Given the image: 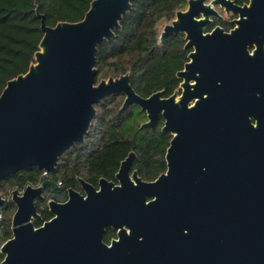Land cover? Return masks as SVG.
<instances>
[{
    "label": "water",
    "instance_id": "water-1",
    "mask_svg": "<svg viewBox=\"0 0 264 264\" xmlns=\"http://www.w3.org/2000/svg\"><path fill=\"white\" fill-rule=\"evenodd\" d=\"M133 1L92 0L82 20L55 26L37 9L40 50L0 94V182L32 166L55 171L65 152L85 143L96 105L116 93L125 94L122 109L146 112L142 127L164 116L163 131L172 134L167 171L153 182L137 173V184L125 181L130 154L117 174L121 186L102 179L97 192L80 179L88 196L70 189L66 202L50 200L54 216L41 226L35 199L52 181L14 189L12 237L0 264H264V133L249 120L245 92L256 79L247 44L259 34L264 0H189L177 11L161 40L183 31L196 51L178 73L182 95L169 98L141 96L129 72L97 81L98 47L122 29ZM218 6L240 16L236 27L203 35L212 16L222 17ZM6 203L0 193V210ZM107 225L118 230L111 246L103 241Z\"/></svg>",
    "mask_w": 264,
    "mask_h": 264
},
{
    "label": "trees",
    "instance_id": "trees-1",
    "mask_svg": "<svg viewBox=\"0 0 264 264\" xmlns=\"http://www.w3.org/2000/svg\"><path fill=\"white\" fill-rule=\"evenodd\" d=\"M241 4L248 0H235ZM92 0H0V94L7 82L28 71L40 50L44 32L37 9L45 15L46 24L77 22L84 18ZM188 0H134L132 9L122 22V29L115 31L114 39L105 41L96 54L97 81L110 76L130 73L133 88L143 97L165 89L170 95L179 83L176 71L183 67L184 55L178 52L170 38L160 43L157 26L162 21L173 20L177 10ZM123 95L116 93L96 105L97 115L92 121L85 143L76 144L59 160L52 172L54 180H76L77 175L88 177H113L120 161L130 150L138 154V167L145 166L146 177H155L166 169L164 156L172 134L162 130L161 122L153 128H140L141 120L129 131L127 120L133 118L134 105L122 110ZM150 153L156 156H151ZM44 170L36 166L16 171L0 182V193L7 198L1 208L4 212L3 237H12V216L16 205L11 193L27 185H38ZM69 182V179H68ZM42 218L34 221L41 226L51 214L40 209ZM4 255L0 253V262Z\"/></svg>",
    "mask_w": 264,
    "mask_h": 264
},
{
    "label": "flooded vegetation",
    "instance_id": "flooded-vegetation-1",
    "mask_svg": "<svg viewBox=\"0 0 264 264\" xmlns=\"http://www.w3.org/2000/svg\"><path fill=\"white\" fill-rule=\"evenodd\" d=\"M209 1L210 0H207L205 3H208ZM249 3H250V0L245 1L241 4H239V3H237V4L243 6V5L249 4ZM187 8H188V2L184 8L179 9V10H186ZM217 9L220 12V14L222 15V17L217 18V17L212 16L211 19L213 20V22L204 28L203 35L212 34L213 30L218 26L223 28L225 30V33H227V34L230 33L231 30L236 27V24L233 22V20L240 18V16L238 14L226 13L225 10L219 6L217 7ZM179 10H177V11H179ZM175 18H176V14H175L174 19ZM200 18H201V16H196V19H200ZM171 21L172 20H170L169 22H171ZM164 27H165V25H164ZM164 27H163V29H164ZM163 29H162V31H163ZM259 29H260L259 34L256 37V39L253 40L251 43L247 44V49L249 51V54L250 55H254V54L256 55V79L251 82V89L245 90V92H249V94L247 96V100H246V106H247V109L249 111L248 112L249 113L248 114L249 120L251 121L252 125H254V126L258 125V129L260 130V132L264 133V21L261 22ZM162 31L159 32L160 33V37H159L160 43L164 44L166 41H168L170 38H172L173 39L172 42H173L176 50L184 55V57H183L184 61H183V67L176 71V78L179 80V83L176 86V88L174 89V91L168 96L165 95V89H161L159 91L163 92L162 98H169L170 96L174 95L175 92H177V97H179L182 95V92L184 90V88L181 86V84L184 82V78L179 77L178 73L180 71L186 69L187 63L192 62V57H190V54L192 52L196 51V47H195V45H189L188 46L190 39L187 38L188 35L186 32L179 31L177 33L170 34L164 40H161ZM191 82L195 83V80H191ZM119 94L123 95V103H124L125 94H123V93H119ZM193 99H194L193 104L191 103L190 106L194 105V101L197 100L196 97H194ZM123 103H122V105H123ZM133 105L136 108H138L139 111H142L141 108L135 104H131L128 108H130ZM121 109H122V106H121ZM122 110H125V109H122ZM142 112H143V116L145 119L143 121H141L140 128H153L159 122H161L162 130H163V126L165 124V118L162 115V113L160 114V117L157 120V122L152 127H142V124L146 123L148 121L146 112H144V111H142ZM164 132H166V131H164ZM169 146L166 149V154H167V150H168ZM130 154H132L131 159H130V163L128 164V166L126 168L127 169L126 171L128 172V177H126L125 171H123L121 174V178L125 181L129 180V181L133 182L134 184H137V180L133 176L135 173H137V177L139 179H141L143 182H153V181L157 180L161 174H163L164 172L167 171L168 166H167V158H166V154H165L164 159L166 161V169L164 171L159 172L155 177H152V178L146 177L144 175V172L147 170V167H145V166L138 167V161H136L138 158V154L135 150H130L128 152V154L120 161L119 167L115 171L113 177L99 176L96 179L94 177H88L87 174L84 173L83 175H77L76 180L71 183L69 176H67L69 179V182H68V179L56 181L52 177V172L47 171L46 174L43 172L42 181L38 185H33V186H39L44 180H50V181H52V183L47 184L43 187V190H42L43 198H41V199L36 198L35 199L37 211L40 214H42L39 210V208H40V209H46L50 212L48 203L52 199L56 200L58 202H66L69 199V190L70 189L75 190L80 195H82L83 197L86 198L88 196L87 188L80 179H83L86 183L90 184L97 192L102 191V188H103V185L101 182L102 179H105L108 183H113L114 184L113 187L121 186L122 181H121V178L117 176V174L120 173L122 163L128 159ZM150 155L156 156L153 153H150ZM56 169H57V167H56ZM22 191H24V189L20 190V192H22ZM153 198L154 197L148 196L147 202L151 201ZM50 214H51L50 218L43 220L42 224L45 221L50 220L54 216L51 212H50ZM41 218H42V216H41ZM34 221H37V220H34ZM115 239H118V230L115 229L112 225H107L105 227L104 232H103L104 243L111 246L113 240H115Z\"/></svg>",
    "mask_w": 264,
    "mask_h": 264
},
{
    "label": "rangeland",
    "instance_id": "rangeland-1",
    "mask_svg": "<svg viewBox=\"0 0 264 264\" xmlns=\"http://www.w3.org/2000/svg\"><path fill=\"white\" fill-rule=\"evenodd\" d=\"M167 23H170V22H169V21H168V22H167V21H162V22H160V23L158 24V26H157V30H158V32H161L162 29H163V27H164V25H166ZM100 80H101V79H100ZM100 80H98V81H100ZM138 112H139V109H138V108H135V109H134V116H133V118L127 120L126 126L130 125V127L128 128L129 131H133V127L136 126L137 123L139 122V121H137V120H141V119H142L141 116L138 114ZM142 116H143V115H142ZM141 121H143V120H141ZM18 190H19V189H18ZM19 191H20V190H19ZM9 197H11V196L9 195ZM5 198H8V197H5ZM14 213H15V212H14Z\"/></svg>",
    "mask_w": 264,
    "mask_h": 264
},
{
    "label": "built area",
    "instance_id": "built-area-1",
    "mask_svg": "<svg viewBox=\"0 0 264 264\" xmlns=\"http://www.w3.org/2000/svg\"><path fill=\"white\" fill-rule=\"evenodd\" d=\"M44 173L46 174L47 171L44 170ZM3 220H4V212L0 210V253H1V246L7 241V240H2L3 237Z\"/></svg>",
    "mask_w": 264,
    "mask_h": 264
}]
</instances>
